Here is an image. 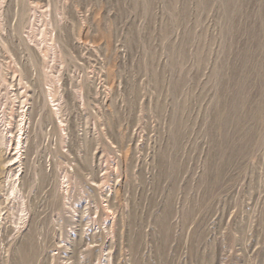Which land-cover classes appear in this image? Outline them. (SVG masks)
<instances>
[{"label": "rangeland", "instance_id": "rangeland-1", "mask_svg": "<svg viewBox=\"0 0 264 264\" xmlns=\"http://www.w3.org/2000/svg\"><path fill=\"white\" fill-rule=\"evenodd\" d=\"M0 264H264V0H0Z\"/></svg>", "mask_w": 264, "mask_h": 264}, {"label": "bare ground", "instance_id": "bare-ground-1", "mask_svg": "<svg viewBox=\"0 0 264 264\" xmlns=\"http://www.w3.org/2000/svg\"><path fill=\"white\" fill-rule=\"evenodd\" d=\"M13 192V194H15V192L14 191H12Z\"/></svg>", "mask_w": 264, "mask_h": 264}]
</instances>
